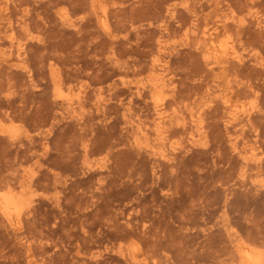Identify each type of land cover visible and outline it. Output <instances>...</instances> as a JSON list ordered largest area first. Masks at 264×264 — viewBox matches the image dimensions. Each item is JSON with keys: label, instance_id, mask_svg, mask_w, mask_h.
Wrapping results in <instances>:
<instances>
[{"label": "rangeland", "instance_id": "374dc122", "mask_svg": "<svg viewBox=\"0 0 264 264\" xmlns=\"http://www.w3.org/2000/svg\"><path fill=\"white\" fill-rule=\"evenodd\" d=\"M9 190L0 264H264V0H0Z\"/></svg>", "mask_w": 264, "mask_h": 264}, {"label": "bare ground", "instance_id": "6f19581e", "mask_svg": "<svg viewBox=\"0 0 264 264\" xmlns=\"http://www.w3.org/2000/svg\"><path fill=\"white\" fill-rule=\"evenodd\" d=\"M107 14V12H106ZM103 15L105 16V14L103 13ZM106 21V20H105ZM204 49L206 51V54L208 56V58H214V59H218L216 56L213 57L212 55V52L210 50V48L208 47L207 44L204 45ZM214 53V52H213ZM240 54V53H238ZM237 53H235V58L237 60H241V56H239ZM220 60V59H219ZM222 60V59H221ZM220 60V61H221ZM160 61H158L157 63H159ZM218 62V61H217ZM157 68V67H155ZM156 70V69H155ZM158 75V74H157ZM155 75V76H157ZM158 77V76H157ZM163 80V79H162ZM153 82V81H151ZM155 82V81H154ZM162 82V81H161ZM159 83V82H158ZM157 83V84H158ZM165 83V81H164ZM154 84V83H153ZM156 84V83H155ZM163 84V83H162ZM160 85V83L158 84ZM155 86V85H154ZM163 87V86H162ZM157 89V88H155ZM161 89V88H160ZM159 89V90H160ZM162 90V89H161ZM162 92H160L159 94H161ZM165 94V93H164ZM162 95V94H161ZM155 98V97H154ZM158 100H160V98H158ZM69 101H72L73 103H78V104H81V101H82V97L80 95H78L76 97V101H73V100H69ZM162 101V100H161ZM238 110V109H237ZM238 113V112H237ZM243 113H245L244 115L248 114L246 111H243ZM241 113V114H243ZM234 116V115H233ZM235 116H237V114H235ZM234 116V117H235ZM248 116V115H247ZM162 129V128H161ZM201 134V133H200ZM197 136V135H196ZM200 142V139H197L196 137L193 138V143L194 144H197ZM250 150H248L249 152ZM258 153V152H257ZM250 154V153H249ZM256 154V152H255ZM252 156V155H251ZM255 156V155H254ZM260 156V155H259ZM258 156V157H259ZM247 159V158H246ZM250 159V158H249ZM254 159V158H253ZM248 160V159H247ZM5 190V189H4ZM14 190V189H13ZM23 193V192H21ZM23 196L22 195H19V194H15L14 191L12 190H9L7 192H1L0 191V213L7 217V218H10L12 216H15L18 223L21 222V219H22V211H23V208L25 207V203L23 201ZM25 200V199H24ZM24 214V213H23ZM15 219V220H16ZM263 257V256H262ZM261 257V254H252V255H249L248 254V259L247 260V264H260L262 261H263V258ZM263 263V262H262Z\"/></svg>", "mask_w": 264, "mask_h": 264}]
</instances>
